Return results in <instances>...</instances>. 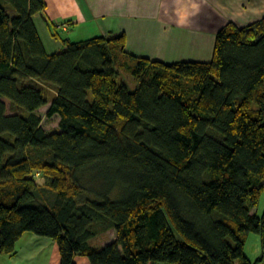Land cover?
<instances>
[{"label":"trees","instance_id":"1","mask_svg":"<svg viewBox=\"0 0 264 264\" xmlns=\"http://www.w3.org/2000/svg\"><path fill=\"white\" fill-rule=\"evenodd\" d=\"M45 10L0 0V255L30 233L60 264L260 263L244 245L258 234L264 252V17L228 22L209 62L166 64L128 54L123 33L48 54Z\"/></svg>","mask_w":264,"mask_h":264},{"label":"crops","instance_id":"2","mask_svg":"<svg viewBox=\"0 0 264 264\" xmlns=\"http://www.w3.org/2000/svg\"><path fill=\"white\" fill-rule=\"evenodd\" d=\"M44 1V15L33 23L46 52L55 49L49 26H56L72 42L123 33L128 54L166 64L209 62L215 36L228 22L244 27L264 17V0ZM74 262L89 264L80 256ZM0 264H60L58 247L25 233L13 255H0Z\"/></svg>","mask_w":264,"mask_h":264},{"label":"rangeland","instance_id":"3","mask_svg":"<svg viewBox=\"0 0 264 264\" xmlns=\"http://www.w3.org/2000/svg\"><path fill=\"white\" fill-rule=\"evenodd\" d=\"M59 35H60V38H55V37L50 36L51 40H49V41H51V43L55 47V49H52L53 51H50L48 49L50 47H47V53L48 54L57 53V52H59L60 50H62L64 48L63 47V43H62V38H66V33H59ZM117 83L118 84H120V83L126 84L128 89L131 90V91H134L138 87V82L135 79H133L126 71L120 72V75L117 78ZM46 94H47L49 99H51L54 96V92L52 90H50V89H47ZM44 112H45V108L40 110V114L43 115ZM57 126H58V119L57 118L54 117L52 119H46V118L43 119V127H44V129L46 131H48V132L49 131H54V130L57 129ZM35 179H36L35 181H36V183L38 185H43L44 184V182H43L41 177L38 176ZM252 212H253V214H257L258 216H261L263 214V212H264V189H263V191H262V193L260 195V198H259V201H258V205L253 209ZM26 234L30 235L32 237H37V236H35L33 234H30V233H26ZM112 235L113 234L111 232V233L108 234V236L98 237L97 239L92 240L90 242V244L92 246L101 248L104 245H106L108 242L111 241ZM244 253H245L246 257L252 263L255 262L257 259H261L260 263H258V264H264V252L261 249L260 237H259L258 234L250 233L248 235V237L246 239V242H245V245H244Z\"/></svg>","mask_w":264,"mask_h":264},{"label":"built area","instance_id":"4","mask_svg":"<svg viewBox=\"0 0 264 264\" xmlns=\"http://www.w3.org/2000/svg\"><path fill=\"white\" fill-rule=\"evenodd\" d=\"M61 29L66 30V26L65 25H62L61 26Z\"/></svg>","mask_w":264,"mask_h":264}]
</instances>
